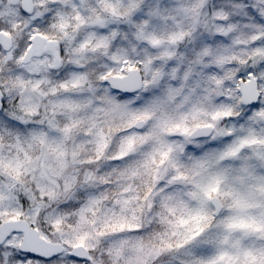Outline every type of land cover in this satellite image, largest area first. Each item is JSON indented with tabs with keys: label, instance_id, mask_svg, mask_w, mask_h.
<instances>
[{
	"label": "snow or ice",
	"instance_id": "obj_1",
	"mask_svg": "<svg viewBox=\"0 0 264 264\" xmlns=\"http://www.w3.org/2000/svg\"><path fill=\"white\" fill-rule=\"evenodd\" d=\"M0 264H264V0H0Z\"/></svg>",
	"mask_w": 264,
	"mask_h": 264
}]
</instances>
